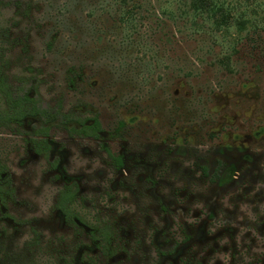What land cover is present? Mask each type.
<instances>
[{"label": "rangeland", "instance_id": "obj_1", "mask_svg": "<svg viewBox=\"0 0 264 264\" xmlns=\"http://www.w3.org/2000/svg\"><path fill=\"white\" fill-rule=\"evenodd\" d=\"M184 3L0 0L12 87L25 85L51 106L62 98L64 111L78 114L81 97L106 131L126 124L116 142L52 130L61 162L49 173L25 136L0 129L15 189L0 204V264H85L83 253L98 254L76 246L54 210L68 180L129 247L139 240L130 255L103 264H264V0H226L232 15L222 29ZM71 67L79 90L68 85ZM41 123L27 119L22 129ZM104 145L124 157L123 170L113 171ZM219 161L222 177L212 182ZM185 236L174 254L157 255Z\"/></svg>", "mask_w": 264, "mask_h": 264}, {"label": "flooded vegetation", "instance_id": "obj_2", "mask_svg": "<svg viewBox=\"0 0 264 264\" xmlns=\"http://www.w3.org/2000/svg\"><path fill=\"white\" fill-rule=\"evenodd\" d=\"M39 118L41 124H33L32 132L29 134L25 132L22 127L27 119ZM44 125L43 119L40 117H27L22 121V125L18 128H6L0 126V129L7 130L15 136H25L23 141L26 147L33 152L35 156L41 157L46 162L45 173L54 172L59 169L60 158L52 157L53 145H52V131L49 136H43L37 134V128ZM73 126V125H72ZM104 127V126H103ZM53 128L52 130H54ZM58 129V128H56ZM114 129L108 131L105 130L100 134L99 138H88L81 136H70L65 130L66 135L71 139L81 140H93L98 141L104 139L103 135L106 134L105 139L108 142H116L124 140V133L122 138H110L108 133ZM125 130V129H124ZM21 131V132H19ZM47 140L50 145L49 158L46 159L42 154H39L33 150L31 140ZM29 140V141H27ZM63 147V146H62ZM103 149L108 157V160L112 166L113 171L119 172L125 167V160L122 155L114 153L109 146L104 145ZM5 156L0 153V166L4 171L0 174V204L3 207H7L10 200L15 198V189L11 174L9 173V167L4 161ZM205 175L209 174L208 168L203 167ZM222 177L221 162L211 176V181L216 182ZM55 178H59L56 175ZM110 195V194H109ZM70 198V199H69ZM54 210L57 211L63 219L64 225L72 232L73 238L76 241V246L85 245L91 246L98 251V254L94 255L90 252H85L81 255V261L85 264H103L105 262L115 259L121 253L128 254L139 246V240H136L134 247H129L126 240L120 234L119 228L112 221H108L105 216H102L101 209L95 199L81 193L79 184L74 180L66 181L57 191L56 201L54 204ZM5 217L13 219V216L5 213ZM190 240L189 236H185L182 241H176L170 249H158L157 255L160 257L169 256L175 253L176 249L185 242ZM189 261V260H186ZM109 264H122L121 262H113ZM190 264H199L198 262H192Z\"/></svg>", "mask_w": 264, "mask_h": 264}, {"label": "trees", "instance_id": "obj_3", "mask_svg": "<svg viewBox=\"0 0 264 264\" xmlns=\"http://www.w3.org/2000/svg\"><path fill=\"white\" fill-rule=\"evenodd\" d=\"M182 2H185L183 4L185 7L189 6L195 18H205L208 22L215 23L217 29H222L230 24L232 10L227 6L226 0H182ZM186 2H189V5ZM244 24L245 22L242 23V25ZM51 46L50 43L49 47ZM3 47L0 45V126L18 128L25 118L36 116L43 119L44 123V125L37 128L39 136H49L53 128H58L65 130L70 136L100 137V134L104 132L100 115L98 113L89 115L90 113L87 110L90 104L81 97L75 105L83 107L84 112L78 114L72 111L65 112L62 98H59L51 106L47 103L42 104L37 97L30 94L29 88L25 85L12 87L3 74L4 61L1 56ZM68 73L69 87L73 90H79L77 79L82 78L80 72L71 67ZM125 127V122L120 121L117 127L108 133L109 137L122 138ZM31 144L35 152L42 154L46 159L49 158L51 147L46 139H33ZM3 171L4 169L0 166V174Z\"/></svg>", "mask_w": 264, "mask_h": 264}]
</instances>
